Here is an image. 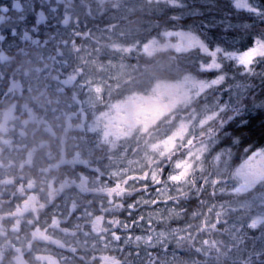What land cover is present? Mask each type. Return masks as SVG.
<instances>
[{
  "label": "trees",
  "instance_id": "1",
  "mask_svg": "<svg viewBox=\"0 0 264 264\" xmlns=\"http://www.w3.org/2000/svg\"><path fill=\"white\" fill-rule=\"evenodd\" d=\"M237 1L0 0V264H264V180L237 190L264 151V56L229 55L264 42V0ZM174 31L219 52H146ZM189 77L209 84L107 133Z\"/></svg>",
  "mask_w": 264,
  "mask_h": 264
},
{
  "label": "rangeland",
  "instance_id": "2",
  "mask_svg": "<svg viewBox=\"0 0 264 264\" xmlns=\"http://www.w3.org/2000/svg\"><path fill=\"white\" fill-rule=\"evenodd\" d=\"M236 5L239 8L251 10L247 0H238ZM167 39L163 43L152 41L145 46L148 54L154 52L174 50L185 52L194 48H200L203 52L216 57L218 50L211 51L207 45L195 34L187 31L168 32ZM238 62L244 66H249L252 61L260 56H264V42H258L253 48L244 53H230ZM219 63L214 60L206 68H218ZM209 83L189 77L183 82H163L157 85L155 93L151 96L135 95L130 97L115 107L113 114L107 115L109 135L116 137L125 136L132 130L141 125L147 129L164 115L171 112L179 104L187 103L191 97L192 88L198 87L200 91L207 88ZM186 127H184L185 130ZM182 135H176L167 143L173 146L176 138ZM242 178V184L237 189L240 192L252 190L260 181L264 180V151L254 154L250 160L244 163L238 170Z\"/></svg>",
  "mask_w": 264,
  "mask_h": 264
}]
</instances>
